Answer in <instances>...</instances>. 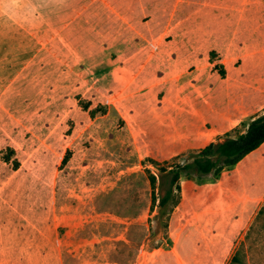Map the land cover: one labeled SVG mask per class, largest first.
Returning a JSON list of instances; mask_svg holds the SVG:
<instances>
[{
  "label": "rangeland",
  "instance_id": "374dc122",
  "mask_svg": "<svg viewBox=\"0 0 264 264\" xmlns=\"http://www.w3.org/2000/svg\"><path fill=\"white\" fill-rule=\"evenodd\" d=\"M228 4L170 29L146 0H0V264H223L196 208L213 176H182L162 208L149 176L244 129L204 134L194 112L223 106L206 89L243 67L241 13L264 16V0Z\"/></svg>",
  "mask_w": 264,
  "mask_h": 264
},
{
  "label": "crops",
  "instance_id": "0c3cea01",
  "mask_svg": "<svg viewBox=\"0 0 264 264\" xmlns=\"http://www.w3.org/2000/svg\"><path fill=\"white\" fill-rule=\"evenodd\" d=\"M229 1L146 0V15L142 17L170 18L169 21L176 18L172 23H167L168 25L172 24L169 25L171 29L180 23L179 18L183 16L201 17L199 13L204 9V2L219 10L214 15V17H218L228 9ZM247 9L249 8L241 13L242 16L238 21L239 32L243 33V38L239 37V39H245L243 42L247 44L250 51L242 64L243 67H240L238 73L227 76L216 84L218 93L213 86L206 89V92L213 91L217 97H221L223 106H208L206 113L202 106L195 107L194 112H201L200 115L205 119L204 126L206 123H210V127L204 134L221 135L223 132L238 128L242 123H245L244 129L239 132L241 133L251 119L264 113V72L258 71V66L264 65V54L259 52L264 49V27L260 24H264V16L262 13L258 14L260 10ZM168 20L161 19L159 25L166 26ZM150 24L151 20L147 19V33L154 32L156 28V25L152 28L148 27ZM139 25L142 23L138 22ZM159 25L157 26L159 27ZM162 27L156 33H160ZM21 28L17 27L13 31L22 35L23 29ZM26 31L28 30L26 29ZM205 31L208 33L203 36L199 32H204V30L193 29V32H198L201 35V42H213L211 36L213 32L210 31L214 30L205 29ZM147 39L146 41L150 40V38ZM232 41V38L228 36L223 42L230 45ZM14 43L18 45L17 47H22V42L18 44L14 41ZM248 65H251L250 68L247 67ZM196 90L199 92L198 89ZM191 118L193 117L191 116ZM221 139L223 138L220 137L217 140ZM214 140L217 141L213 139L211 142ZM260 181L261 184L264 183V141L236 164L224 168L218 177L213 176L212 180L208 179L206 187L202 188L203 185L197 187L201 189L195 193L199 202V205L196 204L198 215H200L203 205L200 198L203 200L206 198V236H223V264H264V185L258 191L257 184ZM175 236L188 235L180 231Z\"/></svg>",
  "mask_w": 264,
  "mask_h": 264
},
{
  "label": "trees",
  "instance_id": "16d2710c",
  "mask_svg": "<svg viewBox=\"0 0 264 264\" xmlns=\"http://www.w3.org/2000/svg\"><path fill=\"white\" fill-rule=\"evenodd\" d=\"M263 141L264 113L251 119L245 130L235 136L210 142L179 162L159 165L156 174L149 176L154 201L159 208L164 207L179 190L180 177H218L224 168L236 164Z\"/></svg>",
  "mask_w": 264,
  "mask_h": 264
}]
</instances>
